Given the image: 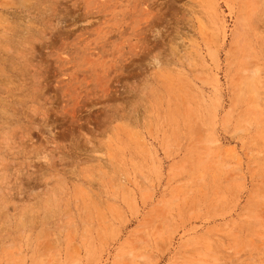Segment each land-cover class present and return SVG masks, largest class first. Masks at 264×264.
I'll return each instance as SVG.
<instances>
[{
    "label": "rangeland",
    "instance_id": "1",
    "mask_svg": "<svg viewBox=\"0 0 264 264\" xmlns=\"http://www.w3.org/2000/svg\"><path fill=\"white\" fill-rule=\"evenodd\" d=\"M0 264H264V0H0Z\"/></svg>",
    "mask_w": 264,
    "mask_h": 264
}]
</instances>
